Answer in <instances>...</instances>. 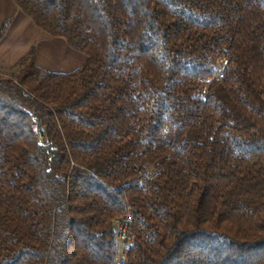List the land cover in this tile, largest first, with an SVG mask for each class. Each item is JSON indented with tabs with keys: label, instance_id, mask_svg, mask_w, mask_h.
Instances as JSON below:
<instances>
[{
	"label": "trees",
	"instance_id": "trees-1",
	"mask_svg": "<svg viewBox=\"0 0 264 264\" xmlns=\"http://www.w3.org/2000/svg\"><path fill=\"white\" fill-rule=\"evenodd\" d=\"M13 1L85 61L0 77V264H264V0Z\"/></svg>",
	"mask_w": 264,
	"mask_h": 264
},
{
	"label": "crops",
	"instance_id": "crops-1",
	"mask_svg": "<svg viewBox=\"0 0 264 264\" xmlns=\"http://www.w3.org/2000/svg\"><path fill=\"white\" fill-rule=\"evenodd\" d=\"M0 72H11L33 54L41 70L73 72L83 63L63 39L44 33L24 15L13 0H0Z\"/></svg>",
	"mask_w": 264,
	"mask_h": 264
},
{
	"label": "built area",
	"instance_id": "built-area-1",
	"mask_svg": "<svg viewBox=\"0 0 264 264\" xmlns=\"http://www.w3.org/2000/svg\"><path fill=\"white\" fill-rule=\"evenodd\" d=\"M226 65L227 60L225 58H222L218 62V68L214 78L204 80L205 83H209L213 80L218 81L220 78H222ZM206 96L207 88H201L200 97L205 100ZM33 127L35 129V132L38 134L39 142L42 143L44 137L43 132L40 131V128L36 122H33ZM131 224L132 218L130 215H126L115 221L116 237L118 241V261H123V264L126 263L127 254L134 243V235L131 231Z\"/></svg>",
	"mask_w": 264,
	"mask_h": 264
},
{
	"label": "rangeland",
	"instance_id": "rangeland-1",
	"mask_svg": "<svg viewBox=\"0 0 264 264\" xmlns=\"http://www.w3.org/2000/svg\"><path fill=\"white\" fill-rule=\"evenodd\" d=\"M60 39H62V38H60ZM69 49L74 51L80 57V60L82 61V63L85 61V55L83 53H81L79 51H76V50H73L70 47H69ZM19 70H20V66H19V63H18L17 68L14 71H11V72H7V71L0 72V77H12V78H14L15 76H17ZM42 71L45 72V73H62V74H65V73L69 72V71H65V70H62V69H58V70H54V71H48V70H42ZM202 81L204 82V84H206L204 80H202ZM205 87L206 86H202L201 88H205ZM44 140H45V138L43 137V141Z\"/></svg>",
	"mask_w": 264,
	"mask_h": 264
}]
</instances>
